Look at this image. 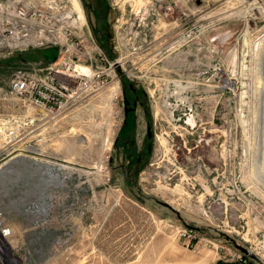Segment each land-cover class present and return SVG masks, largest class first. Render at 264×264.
I'll return each mask as SVG.
<instances>
[{
    "label": "rangeland",
    "instance_id": "obj_1",
    "mask_svg": "<svg viewBox=\"0 0 264 264\" xmlns=\"http://www.w3.org/2000/svg\"><path fill=\"white\" fill-rule=\"evenodd\" d=\"M107 1L101 50L124 64L107 88L54 120L0 99L27 142L0 149V264H259L236 244L264 263V0ZM129 83L146 94L135 137L153 131L133 184L113 146Z\"/></svg>",
    "mask_w": 264,
    "mask_h": 264
},
{
    "label": "built area",
    "instance_id": "obj_2",
    "mask_svg": "<svg viewBox=\"0 0 264 264\" xmlns=\"http://www.w3.org/2000/svg\"><path fill=\"white\" fill-rule=\"evenodd\" d=\"M42 49H54L56 60L28 61L27 67L12 70L7 81L0 77V99L19 98L51 120L107 88L114 70L124 66L118 59L110 61L87 32L80 0H0V61ZM15 123L9 119L0 131V149L13 155L27 143ZM9 234L0 218V242Z\"/></svg>",
    "mask_w": 264,
    "mask_h": 264
},
{
    "label": "flooded vegetation",
    "instance_id": "obj_3",
    "mask_svg": "<svg viewBox=\"0 0 264 264\" xmlns=\"http://www.w3.org/2000/svg\"><path fill=\"white\" fill-rule=\"evenodd\" d=\"M86 30L101 49L111 52L114 48L111 6L107 0H80ZM146 94L137 85L129 83L122 90V121L113 146L118 148L124 159L121 172L125 182L134 183L135 176L144 159L150 156L153 131L146 126L142 140L135 137L137 121L141 115L146 116ZM128 159V160H126Z\"/></svg>",
    "mask_w": 264,
    "mask_h": 264
},
{
    "label": "trees",
    "instance_id": "obj_4",
    "mask_svg": "<svg viewBox=\"0 0 264 264\" xmlns=\"http://www.w3.org/2000/svg\"><path fill=\"white\" fill-rule=\"evenodd\" d=\"M37 54L36 55V59H31L32 56L28 57L29 54ZM56 51L54 49H42V50H31V51H28V52H24V53H20V54H16L4 61H6L8 64L12 63V62H20L21 61H25V62H28V61H33V62H36V61H44V62H51L53 61L55 58H56ZM40 57L42 58V60H39ZM3 61V60H2ZM243 258H244V262L246 263V261L248 263H252L250 261H248L247 257L243 255ZM217 264H234V263H224V262H218Z\"/></svg>",
    "mask_w": 264,
    "mask_h": 264
},
{
    "label": "bare ground",
    "instance_id": "obj_5",
    "mask_svg": "<svg viewBox=\"0 0 264 264\" xmlns=\"http://www.w3.org/2000/svg\"><path fill=\"white\" fill-rule=\"evenodd\" d=\"M139 2V4H141L142 3V1L141 0H139L138 1ZM261 9H262V11L264 12V6L262 5V7H261ZM262 12V13H263ZM77 69L78 70H80L81 72H87V69L85 68V67H83V66H77ZM182 87V86H181ZM115 91H116V89H115ZM184 91V90H183ZM190 123H192L191 121H190ZM3 127H5V125H0V131H2V129H3ZM53 167V166H52ZM60 168H62V167H60ZM56 169V168H55ZM45 172H46V174L48 175V177L49 178H56V176L57 175H55V172H54V170L51 168V167H46L45 168ZM65 173V172H64ZM2 241V240H1ZM0 244L1 245H3V246H5V249H6V251H7V253L8 254H10V251H9V248H8V245L5 243V241H2V242H0Z\"/></svg>",
    "mask_w": 264,
    "mask_h": 264
},
{
    "label": "water",
    "instance_id": "obj_6",
    "mask_svg": "<svg viewBox=\"0 0 264 264\" xmlns=\"http://www.w3.org/2000/svg\"><path fill=\"white\" fill-rule=\"evenodd\" d=\"M158 204H160L161 206L169 209L170 211L174 212L175 214H178V211H176L174 208H172L170 205L166 204V203H162V202H157ZM236 248L238 250H240L245 256H247L249 259L258 262L259 264H264L262 263L256 256H254L253 254H250L244 247L239 246V245H235Z\"/></svg>",
    "mask_w": 264,
    "mask_h": 264
}]
</instances>
